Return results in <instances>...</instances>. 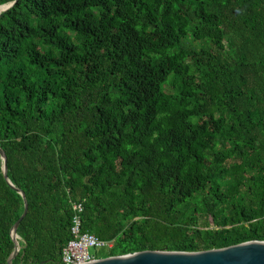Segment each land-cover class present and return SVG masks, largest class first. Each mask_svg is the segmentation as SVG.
Listing matches in <instances>:
<instances>
[{
  "label": "trees",
  "instance_id": "obj_1",
  "mask_svg": "<svg viewBox=\"0 0 264 264\" xmlns=\"http://www.w3.org/2000/svg\"><path fill=\"white\" fill-rule=\"evenodd\" d=\"M0 149L12 264H63L73 205L96 259L264 242V0H17ZM23 209L0 159V264Z\"/></svg>",
  "mask_w": 264,
  "mask_h": 264
},
{
  "label": "water",
  "instance_id": "obj_2",
  "mask_svg": "<svg viewBox=\"0 0 264 264\" xmlns=\"http://www.w3.org/2000/svg\"><path fill=\"white\" fill-rule=\"evenodd\" d=\"M17 0L0 6V17L2 13L12 8ZM0 159L2 162V173L7 185L21 196L24 209L11 229V238L14 242V250L7 259V264H12L20 247L17 242V228L27 213L28 206L25 195L22 191L13 186L7 177L6 156L0 149ZM85 264H264V242L250 241L238 245L193 253L184 252H160L143 251L124 256L108 257L97 259Z\"/></svg>",
  "mask_w": 264,
  "mask_h": 264
},
{
  "label": "built area",
  "instance_id": "obj_3",
  "mask_svg": "<svg viewBox=\"0 0 264 264\" xmlns=\"http://www.w3.org/2000/svg\"><path fill=\"white\" fill-rule=\"evenodd\" d=\"M73 210L76 213L72 218V226L70 229L72 239L62 249L61 261L63 264H85L93 262L97 259L90 252V249L110 248L111 244L100 241L94 235L81 233L79 213L82 211V206L73 205Z\"/></svg>",
  "mask_w": 264,
  "mask_h": 264
},
{
  "label": "rangeland",
  "instance_id": "obj_4",
  "mask_svg": "<svg viewBox=\"0 0 264 264\" xmlns=\"http://www.w3.org/2000/svg\"><path fill=\"white\" fill-rule=\"evenodd\" d=\"M100 250H102V249H90V252L92 253V254H96L97 255V252H99Z\"/></svg>",
  "mask_w": 264,
  "mask_h": 264
}]
</instances>
